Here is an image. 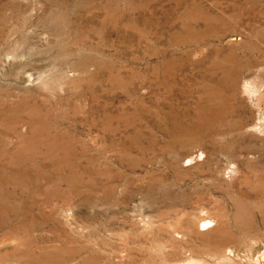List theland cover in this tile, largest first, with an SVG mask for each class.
Here are the masks:
<instances>
[{
	"label": "rangeland",
	"instance_id": "1",
	"mask_svg": "<svg viewBox=\"0 0 264 264\" xmlns=\"http://www.w3.org/2000/svg\"><path fill=\"white\" fill-rule=\"evenodd\" d=\"M263 236L264 0H0V264H245Z\"/></svg>",
	"mask_w": 264,
	"mask_h": 264
},
{
	"label": "bare ground",
	"instance_id": "2",
	"mask_svg": "<svg viewBox=\"0 0 264 264\" xmlns=\"http://www.w3.org/2000/svg\"><path fill=\"white\" fill-rule=\"evenodd\" d=\"M263 130V129H262ZM263 135V134H262ZM215 216H210V217H199L200 220V224L201 226L206 225L205 229H201V227L199 226V228H195V225H193V223L191 222H187L186 224H184L182 227H180L179 229H173L170 231V233L172 235L178 234L181 235V239H183V241H187V239L191 236V238L195 237V234L198 236L201 235H205V234H209V232L211 231L212 228H214L216 226V219H214ZM198 219V218H197ZM215 223V224H214ZM255 223V222H254ZM211 224V225H210ZM205 227V226H204ZM168 228V227H167ZM171 228V227H170ZM169 228V229H170ZM245 231L247 233V235H252L253 233L257 234V232L254 230L255 227L250 226V224H246L244 226ZM197 229H200L197 231ZM258 230V229H256ZM115 232V231H114ZM262 234V233H261ZM94 235V234H93ZM258 235V234H257ZM259 236V235H258ZM252 237V236H251ZM257 237V236H255ZM262 237V236H261ZM264 237V236H263ZM113 238V237H112ZM259 239V238H258ZM255 240H257V238H255ZM254 240V241H255ZM261 239H259L260 241ZM264 240V239H263ZM220 241V240H219ZM110 242V241H109ZM178 242V241H177ZM216 242V241H215ZM258 241H256L257 243ZM255 243V242H254ZM253 243V245H254ZM214 244V243H213ZM215 243L212 247H214V250L216 251V256L221 255L219 257H217L215 259V262H213V264H233L234 260H233V253H234V248L231 247L228 243V245L226 243H224L223 241H221V243L217 244ZM174 246V245H173ZM184 246V245H183ZM209 246V245H208ZM257 246V244H256ZM166 247V246H165ZM170 247V246H169ZM211 247V245H210ZM119 248V247H118ZM188 248V247H187ZM132 250V249H131ZM166 250V249H165ZM114 252V251H113ZM155 255V254H154ZM236 255V254H235ZM248 255V254H247ZM143 256V255H142ZM237 256V255H236ZM248 259L246 260L245 264H264V243L263 246L260 250L256 251V253L247 256ZM175 258V256H174ZM238 258V256H237ZM116 259V258H115ZM181 259V258H180ZM179 259V260H180ZM201 259V258H200ZM170 260V259H169ZM190 262H177L176 264H201V260L199 261H195V259L193 257H191ZM178 261V258L177 260ZM212 262V261H211ZM207 262H204L203 264H211ZM241 262V261H240ZM238 263V262H237ZM244 263V262H241ZM235 264V263H234ZM240 264V263H239Z\"/></svg>",
	"mask_w": 264,
	"mask_h": 264
}]
</instances>
